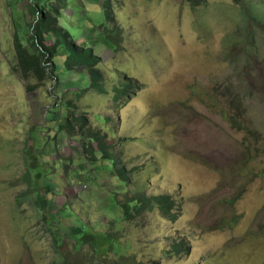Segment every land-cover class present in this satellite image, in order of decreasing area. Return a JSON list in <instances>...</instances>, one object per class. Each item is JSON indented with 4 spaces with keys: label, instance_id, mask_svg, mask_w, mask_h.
I'll use <instances>...</instances> for the list:
<instances>
[{
    "label": "rangeland",
    "instance_id": "374dc122",
    "mask_svg": "<svg viewBox=\"0 0 264 264\" xmlns=\"http://www.w3.org/2000/svg\"><path fill=\"white\" fill-rule=\"evenodd\" d=\"M34 1L0 0V264H264V0Z\"/></svg>",
    "mask_w": 264,
    "mask_h": 264
},
{
    "label": "trees",
    "instance_id": "16d2710c",
    "mask_svg": "<svg viewBox=\"0 0 264 264\" xmlns=\"http://www.w3.org/2000/svg\"><path fill=\"white\" fill-rule=\"evenodd\" d=\"M40 1H42V0H40ZM105 1H106V4H102V11L105 10L110 5H112L111 7H112V10H113L114 6H113L111 0H105ZM191 1L194 4H196L197 1L199 2V0H191ZM36 2H38V0H35L34 4ZM60 2L62 3L63 7H66V6L69 5L67 0H60ZM32 11H35V9L32 8ZM102 26H105L107 28V31H105V32L100 30V32L104 34L105 38L108 35L111 36V37H107L108 39L106 38V40L108 41L109 46H115L116 41H115V38H113L112 33H111L113 31L112 25H102ZM102 26H100L99 29ZM35 30L38 31V32H41V31L42 32H46L53 39V42H52V44L50 46H54V47H57L58 42L60 43V45H68L69 44L68 42L70 40L69 37H68V33H69L71 39L73 37V34L71 33L69 28H63L62 27L60 29H55L53 27V23L51 21H48L45 24L44 23L39 24L37 29L35 28ZM61 32H63L64 35L59 37V34ZM81 49H83V48H81ZM71 52H78V51L76 49H73V48L69 49L68 53H70V54H68V56H67L68 59H69V63L70 62L75 63L76 60H78L81 63H84V62H86V63H88V62L96 63V62L100 61L97 58V56H100V55H96L94 53V49H92V48H89L87 50V52H85L83 54H80V55H75L74 53H71ZM92 53H93V55H92ZM22 55H23V52H22ZM23 63H24V61H23ZM30 66H31V64H30ZM95 74L96 73L93 71V75H95ZM127 79H129V80L124 84V86H126L128 82L129 83L133 82V80L129 78V75H128ZM124 80H126V78ZM89 84H90V86H92L94 84V81L89 82ZM120 85H121V83L118 86H120ZM118 89H119L118 90L119 92L120 91L123 92V87L122 88H118ZM120 97H121V94H120ZM245 139L248 141L247 137H245ZM107 140H108V138H101L99 140H96L95 138H93L92 152L90 154V157H89L90 159L89 160L90 161H95L94 163H96V164H98V162H100L98 164L100 168H104L106 166L104 164H107V165L112 164V165L116 166L118 158H119L117 155L122 154L119 151L111 149L112 147H114V148H122L123 145L120 146V140H119V142L118 141H116V142H108ZM118 166H120V165L118 164ZM132 168H134V167H132ZM111 169L113 170L111 176L115 177L119 181L118 189H122L123 190V186L129 184L126 181V174H129L126 170H132V169H128L127 165H125V163H123V165L121 167H117L116 168V170H117L116 172H114L113 168H111ZM48 186H49V189H50V185H48ZM51 193H52V191L50 192V190H49L48 193H47L46 200L48 199L49 195H51L50 196L51 199H54V198H52L53 196H52ZM169 195H170L169 193H164V194L160 193L159 195H145L144 197H142V198L138 199L137 201H134L133 203H131L132 206L128 209L129 212L125 216H123V213H121V212H117V213L114 212L115 217L112 216L113 221H114V223H116L114 218L117 219V222H120L121 218L124 220L126 217H129L131 215L130 212H142V211H144V208H148L155 201H157L159 204H162L163 199L171 200V197ZM165 196H167V197H165ZM150 201H152V202L150 203ZM52 202H53V200H50V201L47 200V203H52ZM121 203L123 204V200L121 201ZM110 206H113V207L116 208L118 206V203L113 202L112 204H110ZM106 213L108 214V212H106ZM55 218L57 219V217H55ZM52 223H54V222H52ZM50 224L51 223H49V225ZM74 224H75V226H77L76 229H75V230H77V232H78V230L84 229L82 227V224H80L78 222H74ZM101 233H103V232L101 231L96 236H99ZM104 236H103L102 239H100V238L94 239L93 244H94L95 247L100 248V247L106 246L110 242V240H111L110 234H109L108 237H104ZM62 243H63V241L61 243H59V244H62ZM90 245H92V242L90 243Z\"/></svg>",
    "mask_w": 264,
    "mask_h": 264
}]
</instances>
